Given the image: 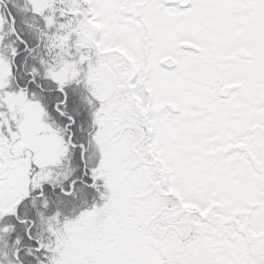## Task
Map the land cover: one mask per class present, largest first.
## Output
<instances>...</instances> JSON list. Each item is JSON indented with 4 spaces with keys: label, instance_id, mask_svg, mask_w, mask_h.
<instances>
[{
    "label": "snow or ice",
    "instance_id": "obj_1",
    "mask_svg": "<svg viewBox=\"0 0 264 264\" xmlns=\"http://www.w3.org/2000/svg\"><path fill=\"white\" fill-rule=\"evenodd\" d=\"M0 264H264V0H0Z\"/></svg>",
    "mask_w": 264,
    "mask_h": 264
}]
</instances>
